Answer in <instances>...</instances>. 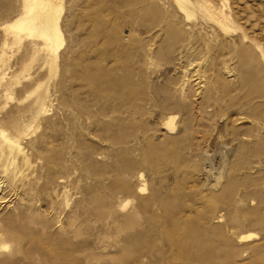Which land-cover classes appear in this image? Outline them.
Segmentation results:
<instances>
[{
    "label": "rangeland",
    "instance_id": "obj_1",
    "mask_svg": "<svg viewBox=\"0 0 264 264\" xmlns=\"http://www.w3.org/2000/svg\"><path fill=\"white\" fill-rule=\"evenodd\" d=\"M21 1L0 264H264V0H61L54 60L5 31Z\"/></svg>",
    "mask_w": 264,
    "mask_h": 264
},
{
    "label": "bare ground",
    "instance_id": "obj_2",
    "mask_svg": "<svg viewBox=\"0 0 264 264\" xmlns=\"http://www.w3.org/2000/svg\"><path fill=\"white\" fill-rule=\"evenodd\" d=\"M177 1L184 9H190L194 6L191 0ZM60 4L61 0H22L20 13L4 25L5 31L7 30L15 37H25L40 41L39 44L42 45V50L45 51L51 60H54L65 40L60 24L62 11ZM170 119L173 118H169V121ZM0 137L5 146L10 150L14 149V146L17 145L16 141L8 138L3 130H0ZM142 189L140 188V190ZM247 236L240 235L239 238Z\"/></svg>",
    "mask_w": 264,
    "mask_h": 264
}]
</instances>
